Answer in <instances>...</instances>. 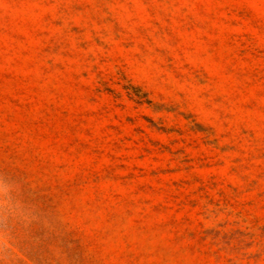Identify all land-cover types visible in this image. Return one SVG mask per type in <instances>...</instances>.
<instances>
[{
  "label": "rangeland",
  "instance_id": "rangeland-1",
  "mask_svg": "<svg viewBox=\"0 0 264 264\" xmlns=\"http://www.w3.org/2000/svg\"><path fill=\"white\" fill-rule=\"evenodd\" d=\"M0 264H264V0H0Z\"/></svg>",
  "mask_w": 264,
  "mask_h": 264
}]
</instances>
